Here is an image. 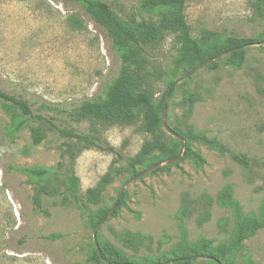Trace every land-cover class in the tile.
Returning a JSON list of instances; mask_svg holds the SVG:
<instances>
[{
    "label": "rangeland",
    "instance_id": "rangeland-1",
    "mask_svg": "<svg viewBox=\"0 0 264 264\" xmlns=\"http://www.w3.org/2000/svg\"><path fill=\"white\" fill-rule=\"evenodd\" d=\"M105 1L126 23L160 22L161 13L146 8L149 0ZM258 1L264 9V0H186L190 37L201 47L226 37L260 39L264 19L257 16ZM257 44L245 50L240 67L231 65L227 54L217 68L205 66L176 84L166 100L163 119L169 129H192L224 145L228 152L221 153L174 137L162 125L147 133L140 119L75 122L72 110L106 99L121 68L119 54L77 3L0 0V90L27 101L33 113L52 117L58 129L92 138L101 147L85 146L31 120L13 132L16 114L0 102V264H111L95 260L92 232L133 177L129 164L137 175L181 148L175 163H163L124 190L96 233L99 252L116 251L132 264H172L176 252L190 256V264H212L210 254L221 264H264V229L240 248L233 240L243 218L264 221V44ZM192 62L175 30L164 28L148 51L143 89L158 102L170 81L198 66L189 70ZM43 103L52 110H41ZM34 128L44 137L38 145L31 137ZM230 153L244 157L247 166ZM37 169L56 174L26 172ZM71 174L79 180V204L67 191ZM105 175L111 178L93 204L89 191ZM200 250L207 255H193Z\"/></svg>",
    "mask_w": 264,
    "mask_h": 264
},
{
    "label": "trees",
    "instance_id": "trees-1",
    "mask_svg": "<svg viewBox=\"0 0 264 264\" xmlns=\"http://www.w3.org/2000/svg\"><path fill=\"white\" fill-rule=\"evenodd\" d=\"M59 1L63 3L74 2L81 5L93 22L105 32L108 39L111 41L114 50L119 54L121 59L119 74L113 84L109 87L106 93V99L103 102H83L78 108L72 110L71 118L75 122L96 121L106 124H128L134 123L140 119L142 126H144V130L147 133H153L157 127L162 125L160 112L163 109L166 95L169 93V96H171L175 91V86L170 89L174 82L170 81L167 84L165 91L161 95L158 102L154 100L151 94L143 89V84L145 83L144 79L146 77L144 67L146 65V59L148 58V51L152 49V46L157 41L164 28L172 27L178 35L180 44L185 48L188 47V49L192 52L193 62L192 66L188 68L189 70L195 65H199L228 51H231L227 55L229 63L233 66L240 67L244 61L245 50L256 45L259 41L264 40L263 31L259 37L260 39L254 37H226L221 42L211 45L207 44L204 47L199 46V44L190 37L189 27L185 17L186 0L145 1L146 8L153 11L156 9L161 13L159 24L151 22L145 23L144 21L126 23L111 10L105 0ZM256 9L257 16L264 19L262 1H258L256 3ZM217 66L218 62L215 61L208 64L205 68L212 70L217 68ZM186 98L190 102L194 101V97L190 94L186 93ZM0 102H2L6 108L12 109L16 114L15 117L18 119V122L13 126V132H17L22 127V124L31 120L36 124L46 126L48 129L56 130L59 133L75 139L78 143L84 144L85 146L101 148L92 138L58 129L52 117H46L41 114L33 113L31 106L27 101L5 94L0 90ZM39 108L44 111L52 110L50 106L45 105L44 103L40 105ZM170 129L174 133L181 135L187 143H189V141L201 142L221 153L228 152V149L224 145L209 141L195 133L192 129L182 131L176 125H171ZM31 134L32 141L35 145H38L44 138L42 131L37 128H34ZM147 152H150L149 149ZM230 157L239 165L247 166V162L244 157L234 153H230ZM129 170L133 177L136 176L134 166L132 164H129ZM26 172L35 177H53L56 174V171L52 169L26 170ZM66 178L67 191L74 203L79 204L81 202V196L79 194V180L73 174L67 175ZM110 178V175H105V177L97 184L96 188L89 191L90 202L93 204L98 203L100 195ZM108 213L101 215L100 219L95 222L94 228L107 217ZM262 229H264V221H259L254 217L243 218L242 221L239 222V227L233 237L235 247L240 248L241 243L244 240ZM132 237L137 238V240L141 239V237L137 235ZM193 255L206 256L207 251L200 250L198 253L194 252ZM109 256L111 259L108 258ZM109 256L102 252H100V256H98L97 252H95L96 261L104 259L111 264H132V262L121 256L116 251H110ZM209 256L212 258V264H221V261L218 260L217 257H212L211 254ZM182 259L186 260L180 261ZM172 260V264H190L192 262L190 256L182 257L178 254V252L173 255ZM167 261L168 260H165L164 263L166 264ZM138 264L149 263L144 260Z\"/></svg>",
    "mask_w": 264,
    "mask_h": 264
},
{
    "label": "water",
    "instance_id": "water-1",
    "mask_svg": "<svg viewBox=\"0 0 264 264\" xmlns=\"http://www.w3.org/2000/svg\"><path fill=\"white\" fill-rule=\"evenodd\" d=\"M262 44H264V40H263L261 43L257 44V45H262ZM230 52H231V51H228V52H226V53L219 54V55H217V56H215V57H213V58H211V59H209V60H207V61H205V62L199 64L195 69H193V70L190 71L188 74H186L182 79H180V80L176 81L175 83H173V85L170 87V89H171L173 86H175L176 84L180 83L183 79L187 78L189 75H192V74H194L195 72H197L198 70H200L201 68L207 66L208 64H210V63H212V62H215V61L219 60L220 58L224 57L225 55L229 54ZM168 96H169V93L166 95V98H165V101H164V104H163V111H162L161 116H160V120H161V124H162V126H163V128H164L165 130H167V131H168L171 135H173L174 137H178L173 131H171V130L169 129V127L166 125V123H165V121H164V119H163V113H164V109H165V106H166V100H167ZM182 150H183V149L181 148V151H180L179 154L176 155L175 157H173V158H171V159H169V160H166V161H164V162H162V163H158V164H156L154 167H152L151 169H149L148 171H145V172H143V173H140V174H138V175L132 177L131 179H129V180H128V181H127V182H126L121 188H120V190L118 191V193H117V195H116L115 202H114V204L112 205V207H111V209H110V212L108 213L107 217H106L103 221H101V222H100V223H99V224L93 229V232H92V241H93V245L95 246V249H96V252H97L98 256H100V252H99L98 247H97L96 233H97L98 229H99L103 224H105V223L107 222V220L112 216V214H113V212H114V210H115V207H116V205H117V203H118V201H119V199H120L122 193L124 192V190H125L130 184H132V183H134V182H136V181H138V180H140V179L146 177V175H148V174H149L150 172H152L153 170H156L157 168H159L163 163L166 164V165H171V164L175 163V162L180 158L181 153H182ZM185 260H186V259H182V260H180V261H185ZM217 264H219V263H217Z\"/></svg>",
    "mask_w": 264,
    "mask_h": 264
}]
</instances>
